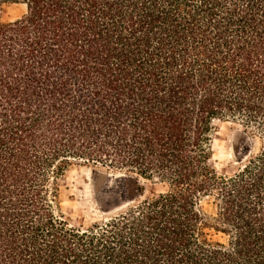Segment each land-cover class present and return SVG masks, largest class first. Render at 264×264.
Returning a JSON list of instances; mask_svg holds the SVG:
<instances>
[{
  "label": "trees",
  "instance_id": "trees-1",
  "mask_svg": "<svg viewBox=\"0 0 264 264\" xmlns=\"http://www.w3.org/2000/svg\"><path fill=\"white\" fill-rule=\"evenodd\" d=\"M7 2L26 10L0 19V264H264V0ZM216 120L258 140L232 173ZM74 163L120 174L96 193L114 214L63 215Z\"/></svg>",
  "mask_w": 264,
  "mask_h": 264
},
{
  "label": "rangeland",
  "instance_id": "rangeland-1",
  "mask_svg": "<svg viewBox=\"0 0 264 264\" xmlns=\"http://www.w3.org/2000/svg\"><path fill=\"white\" fill-rule=\"evenodd\" d=\"M25 10L26 7L22 3L7 2L0 7V19L2 21L16 20L24 14ZM235 146L242 153L248 147L258 146V140L249 133H244L239 122L216 120L211 131V164L216 170L232 173L241 166L242 161L234 153ZM119 175L92 165L74 163L69 166L58 180L60 211L71 223L84 226L100 222L114 214L116 210H108L111 207L110 203L114 205L120 200L115 198L111 200L112 196L102 193L104 200L99 202L96 193L107 184H112L114 178ZM140 182L145 186V197L151 196L154 191L159 192L165 189L157 178L140 177ZM105 201L110 202L107 204Z\"/></svg>",
  "mask_w": 264,
  "mask_h": 264
}]
</instances>
